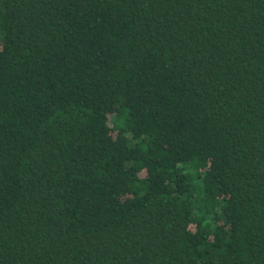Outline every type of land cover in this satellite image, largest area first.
I'll use <instances>...</instances> for the list:
<instances>
[{"label": "trees", "instance_id": "1", "mask_svg": "<svg viewBox=\"0 0 264 264\" xmlns=\"http://www.w3.org/2000/svg\"><path fill=\"white\" fill-rule=\"evenodd\" d=\"M0 264H264V0H0Z\"/></svg>", "mask_w": 264, "mask_h": 264}]
</instances>
